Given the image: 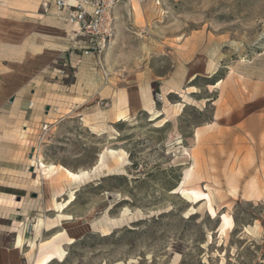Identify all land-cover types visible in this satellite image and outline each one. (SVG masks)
<instances>
[{
	"label": "rangeland",
	"instance_id": "rangeland-1",
	"mask_svg": "<svg viewBox=\"0 0 264 264\" xmlns=\"http://www.w3.org/2000/svg\"><path fill=\"white\" fill-rule=\"evenodd\" d=\"M113 18L81 56L51 0H0L3 96L68 97L19 137L3 244L42 220L18 264H264V0H120Z\"/></svg>",
	"mask_w": 264,
	"mask_h": 264
},
{
	"label": "crops",
	"instance_id": "crops-1",
	"mask_svg": "<svg viewBox=\"0 0 264 264\" xmlns=\"http://www.w3.org/2000/svg\"><path fill=\"white\" fill-rule=\"evenodd\" d=\"M49 89L48 86L47 91H49ZM0 91V197H14L18 188L12 186L10 182L17 181L19 177L11 165L14 162V157H16L18 153L17 148L19 147L17 144L19 137L21 135L30 136L37 128H41L42 124L51 122L55 114L54 110H58L54 107L56 103L59 102L67 106L68 97L59 95L54 97L48 95L51 104L42 103L41 106L37 103H33V106L29 107V103L32 102L31 90L27 91L25 88L21 90L14 88L9 91L8 94H5V96H3L1 89ZM46 94L48 93L44 91L42 95L43 98H45ZM133 103L134 104H132V106L129 105V107L134 111L146 109L145 104L141 102V100H136ZM119 118L121 119V115L118 116L117 119ZM30 160L31 158L29 159V165L31 167L32 163ZM48 174L53 175L50 173ZM54 211L56 212V210ZM42 227L43 224L38 231L34 230V232H38V234H36L34 239H30L29 241L25 239L23 228L22 233H18L14 238V242L9 246L3 244L2 236L0 235V264H18L17 250L22 251L24 247L28 249L36 248L40 239V230L43 229ZM46 231L48 232L50 229ZM6 233L8 234L9 232ZM31 243L36 246L32 248L30 246ZM16 244H19L20 247Z\"/></svg>",
	"mask_w": 264,
	"mask_h": 264
},
{
	"label": "built area",
	"instance_id": "built-area-1",
	"mask_svg": "<svg viewBox=\"0 0 264 264\" xmlns=\"http://www.w3.org/2000/svg\"><path fill=\"white\" fill-rule=\"evenodd\" d=\"M58 16L70 26L76 36L82 37L85 46L81 56L98 54L110 43L114 34V7L120 0H51ZM33 103H29L32 107ZM49 125H41L46 132Z\"/></svg>",
	"mask_w": 264,
	"mask_h": 264
},
{
	"label": "bare ground",
	"instance_id": "bare-ground-1",
	"mask_svg": "<svg viewBox=\"0 0 264 264\" xmlns=\"http://www.w3.org/2000/svg\"><path fill=\"white\" fill-rule=\"evenodd\" d=\"M36 159V156L34 155L32 157V159L30 160V162L32 163L31 167H36L38 169V176H37V180L40 179L41 177V173H43L44 171H47L48 173L50 174H54V167L53 166H50L49 167H45L42 163H41V159L38 158V163H36V161H34ZM105 160V155L104 154H100L98 159H97V162L96 164L94 165L93 168H91V171L92 170H96L100 165L103 164ZM44 163V162H43ZM45 168V170L42 172V169ZM57 168V167H56ZM61 169H63V171L67 174V176L73 180V181H78L86 176H88V174L90 173L89 171H79V172H71L65 168H62L60 167ZM59 168V169H60ZM54 169V170H53ZM57 170V169H56ZM46 174V173H45ZM45 178V177H44ZM47 179V178H46ZM72 194V193H71ZM73 200V197H71L68 201L62 203V204H55V208H56V212L58 213H62L63 210L72 202ZM42 221V220H41ZM41 221H38V223L35 225V231H38V229L42 226V223ZM102 236H106V233H104L103 231V234ZM19 240V239H17ZM22 240V239H21ZM19 243V242H18ZM17 245V244H16ZM21 245V244H20ZM19 246V244L17 245ZM32 248L35 247L36 245H34L33 243H31L30 245ZM20 247V246H19Z\"/></svg>",
	"mask_w": 264,
	"mask_h": 264
}]
</instances>
